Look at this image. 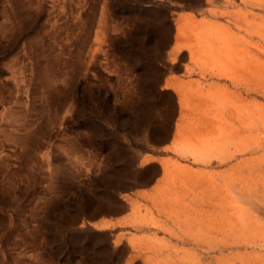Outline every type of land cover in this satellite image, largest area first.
<instances>
[{
  "label": "rangeland",
  "instance_id": "374dc122",
  "mask_svg": "<svg viewBox=\"0 0 264 264\" xmlns=\"http://www.w3.org/2000/svg\"><path fill=\"white\" fill-rule=\"evenodd\" d=\"M208 1L0 0V264H264V72Z\"/></svg>",
  "mask_w": 264,
  "mask_h": 264
},
{
  "label": "bare ground",
  "instance_id": "6f19581e",
  "mask_svg": "<svg viewBox=\"0 0 264 264\" xmlns=\"http://www.w3.org/2000/svg\"><path fill=\"white\" fill-rule=\"evenodd\" d=\"M208 1V0H207ZM214 1V0H213ZM218 1V0H217ZM234 1V0H233ZM205 2H206V0H205ZM209 2V1H208ZM211 2V1H210ZM219 2H220V0H219ZM240 2V1H239ZM204 3V2H203ZM202 3V4H203ZM222 3V2H221ZM236 3V2H235ZM241 4L243 5V8L245 7L246 8V11L248 12L247 14L245 13V15H238L237 17H235V18H232V21H235L236 23H242L243 24V21H244V23H245V27H243L244 28V30L241 28V25L242 24H240V26H239V28H240V30H239V32L240 33H242V34H244V35H242V37H241V39H243V43H241L242 44V46H243V50H242V53H241V58L238 60V64H237V62H236V64H235V66H236V70H238V75H239V81H240V83L238 84L239 86V88H240V90H241V92L240 93H237L236 95H238L239 97L241 96L242 97V95L244 94L246 97H250V95L251 94H253L254 93V95H256V96H258V95H262L263 96V93H262V90H261V88H262V86H261V81H260V77H261V74L264 72V23H263V20H264V18H263V13H264V0H241ZM220 5V4H219ZM239 6V5H238ZM223 7V6H222ZM233 8V7H232ZM232 8H230V9H232ZM244 8V9H245ZM254 10H256L257 11V14L256 13H253V11ZM206 14V13H205ZM208 15V14H207ZM240 16H242V17H240ZM208 18V17H207ZM191 19V18H190ZM204 20V19H203ZM194 21H196V20H194ZM192 22V21H191ZM191 22H189V24L191 23ZM204 22H205V20H204ZM197 23V22H196ZM198 23H199V21H198ZM197 23V24H198ZM210 24H212V22H209ZM215 23V22H214ZM213 23V24H214ZM193 24H195V22H193ZM206 24V23H205ZM204 24V25H205ZM230 24V23H229ZM196 25V24H195ZM200 25H201V23H200ZM227 25V24H226ZM225 25V26H226ZM203 26V25H202ZM208 26V25H207ZM215 26H216V24H215ZM228 26V25H227ZM243 26V25H242ZM181 27H184V25L182 24V26ZM187 28H188V26H186ZM192 27V26H191ZM218 27V26H217ZM200 28V27H199ZM215 28V27H214ZM221 28V27H220ZM247 30H246V29ZM182 29V28H181ZM188 29H190V26H189V28ZM203 29V28H202ZM211 29V28H210ZM217 29H219V28H216V31H217ZM230 29V28H229ZM186 30V29H185ZM207 30H209V29H207ZM220 30H223V29H220ZM226 30V29H225ZM246 30V31H245ZM187 31V30H186ZM198 32L199 31V29L198 30H195V32ZM201 31V30H200ZM199 31V32H200ZM215 31V32H216ZM193 32H194V30H193ZM204 32H206V30L204 31ZM208 32H210V31H208ZM220 32V31H219ZM211 33V32H210ZM212 33H213V31H212ZM211 33V34H212ZM188 34H189V32H188ZM188 34H186V35H188ZM198 34V33H197ZM202 34V33H201ZM200 34V35H201ZM206 34H208V33H206ZM230 34V33H229ZM185 35V39H186V37H188V36H186ZM200 35L198 34V36L200 37ZM236 35V34H235ZM238 35H240V34H238ZM206 36V35H205ZM245 36H250V37H252V42H249L248 40H246L245 39ZM184 37V36H183ZM193 37V36H192ZM196 36H194L193 38H195ZM198 37V38H199ZM202 37V36H201ZM207 37V36H206ZM211 37H213V36H211ZM203 38V37H202ZM210 38V37H209ZM189 39V38H188ZM197 38H195V40H196ZM204 39V38H203ZM234 39V38H233ZM236 39V38H235ZM201 40V39H200ZM200 40H199V44L200 43H202V42H200ZM208 40V39H207ZM212 40V39H211ZM210 40V41H211ZM215 40V39H214ZM237 40V39H236ZM187 41V40H186ZM190 41H191V39H190ZM192 41H194V40H192ZM203 41V40H202ZM210 41H209V43H210ZM206 41H204V43H205ZM236 42V41H235ZM238 42V45H239V41H237ZM186 43H188V41L186 42ZM206 43H208V41L206 42ZM196 45H198V43L196 44ZM239 46H241V45H239ZM206 47V46H205ZM208 47V46H207ZM209 47H211V46H209ZM238 47V46H237ZM207 49V48H206ZM213 49V48H212ZM202 50V49H201ZM210 50V49H209ZM202 53H204V52H202ZM201 53V54H202ZM203 56V55H202ZM201 56V57H202ZM200 59V58H199ZM204 59V58H203ZM215 59V58H214ZM206 62V61H205ZM199 63V62H198ZM209 72V71H208ZM213 72V71H212ZM217 77V76H216ZM224 77V76H223ZM223 79V78H222ZM221 79V80H222ZM225 80V79H224ZM251 80H253V82L256 84L255 86H254V88H252L251 87ZM212 82V81H211ZM223 82V81H222ZM236 82V81H235ZM213 83H215V82H213ZM228 83V82H227ZM229 84V83H228ZM205 85V84H204ZM203 85V86H204ZM222 85V84H221ZM224 85H225V83H224ZM227 85V84H226ZM230 85H231V83H230ZM229 85V86H230ZM233 85V84H232ZM232 85L230 86V87H232ZM208 86V85H207ZM235 86H237V85H235ZM235 86H233V88L235 89ZM213 87V86H212ZM227 87V86H226ZM242 87V88H241ZM222 88V87H221ZM212 89V88H211ZM204 90V89H203ZM206 90V89H205ZM236 90V89H235ZM234 90V91H235ZM239 90V91H240ZM208 91V90H207ZM264 91V90H263ZM244 96V97H245ZM255 96V97H256ZM242 98V100H241V102H243L242 103V107H240V106H236V105H233L232 103H227V104H222L223 105V107L221 106V108H224V113L223 114H225L226 116H225V118L226 119H228V121L229 122H232L233 124H234V122H235V124L236 125H238L237 126V128H238V131L240 132V130L241 131H245V130H247V124H246V122H248L250 125H253L252 123H255V125H256V127H255V129L257 130V132L258 133H260L261 132V130H260V125H261V123H262V121H261V112H259V114L256 112H254V110H261L260 109V106L256 103V106L255 107H250L249 106V104L251 103V102H253L254 103V101L252 100L251 102H248V100L246 99L245 100V98ZM208 99V98H207ZM210 99H212V98H210ZM209 99V100H210ZM229 99V98H228ZM260 99V98H259ZM258 99V100H259ZM232 100V99H231ZM238 100V99H237ZM213 101V100H212ZM260 101V100H259ZM204 102V101H203ZM206 102V101H205ZM245 102V103H244ZM222 103V102H221ZM205 106V105H204ZM209 108V107H208ZM250 108H251V110H250ZM200 109H202V108H200ZM193 110V109H192ZM195 115H196V113H195ZM205 116V115H204ZM195 117V116H194ZM215 117V116H214ZM196 118V117H195ZM199 118H202V117H199ZM204 118V117H203ZM193 120H195V119H193ZM199 120V119H198ZM203 120V119H202ZM199 122V121H198ZM209 122V121H208ZM226 122V121H225ZM251 122V123H250ZM203 123H204V121H203ZM205 124H207V123H205ZM223 124V123H222ZM216 126V125H215ZM214 126V127H215ZM223 126H225V125H223ZM230 127V126H229ZM235 127V126H234ZM250 127H252V126H250ZM241 128V129H240ZM253 128V127H252ZM225 129V128H224ZM218 130V129H217ZM227 130H228V128H227ZM253 130V129H252ZM219 131H221L220 129H219ZM226 132V131H225ZM235 133H236V131H235ZM234 133V134H235ZM233 134V133H232ZM237 134V133H236ZM248 134V133H247ZM228 135V134H227ZM242 135V134H241ZM215 136V135H214ZM235 137V136H234ZM237 137V136H236ZM235 137V138H236ZM227 138V137H226ZM230 138H231V136H230ZM238 138H240V137H238ZM256 138V137H255ZM218 139V138H217ZM219 140V139H218ZM224 140V139H223ZM226 140V139H225ZM229 140V139H228ZM214 143H216V142H214ZM222 143V142H221ZM241 143V142H240ZM233 144V143H232ZM218 145V144H217ZM216 145V146H217ZM229 145L231 146V143L230 144H228V146L226 145V147H229ZM212 146V145H211ZM214 147V146H213ZM226 147H224V149L226 148ZM212 148V147H211ZM229 148H231V147H229ZM244 149H246V148H244ZM221 150V149H220ZM239 151H241V150H239ZM244 151H246V150H243V152ZM222 152V151H221ZM224 152V151H223ZM238 153V152H237ZM239 154V153H238ZM225 154H223V156H224ZM233 155V154H232ZM235 155V154H234ZM222 156V155H221ZM236 156V155H235ZM241 156V155H240ZM232 157H234V156H232ZM231 157V158H232ZM224 158V157H223ZM222 157H221V159H223ZM224 162V161H223ZM262 182V184H263V181H261ZM228 184H229V182H228ZM239 185V184H238ZM257 185H259V184H257ZM223 187V186H222ZM234 188V187H233ZM232 188V189H233ZM246 188V187H245ZM231 189V190H232ZM235 191V190H234ZM224 192H225V190H224ZM246 192H247V190H246ZM254 192V191H253ZM210 193H211V191H210ZM235 193V192H234ZM172 194V193H171ZM236 195H237V193H235ZM235 194H234V196H235ZM243 194V193H242ZM212 195V194H211ZM240 195V194H239ZM239 195H237V196H239ZM210 196V195H209ZM216 196V195H215ZM233 196V197H234ZM241 196V195H240ZM244 196V195H243ZM247 197V196H246ZM252 197V196H251ZM235 198V197H234ZM210 199V198H209ZM226 199V198H225ZM244 199V198H243ZM250 199V198H249ZM245 200V199H244ZM229 201V200H228ZM227 201V202H228ZM235 201V200H234ZM234 201H233V204H234ZM207 202V201H206ZM237 202H238V200H237ZM240 202H242V201H240ZM245 202V201H244ZM244 202H242V203H240V204H243ZM252 201H250L249 203H251ZM254 202V201H253ZM230 203H232V202H230ZM245 204V203H244ZM228 205V204H227ZM231 206V205H230ZM253 206V205H252ZM198 207V206H197ZM217 207V206H216ZM250 207V206H249ZM254 208H256V207H254ZM256 210H258L257 208H256ZM255 210V211H256ZM194 211V210H193ZM209 211H210V209H209ZM236 211V210H235ZM206 212V211H205ZM202 213V212H201ZM208 213V212H207ZM228 213V212H227ZM230 213V212H229ZM209 214V213H208ZM232 214H233V212H232ZM237 214V213H236ZM204 215V214H203ZM244 215H245V213H244ZM235 216V215H234ZM209 217V216H208ZM199 218H200V216H199ZM204 218L206 219L207 217H205L204 216ZM238 218V217H237ZM236 218V219H237ZM205 219H203V220H205ZM232 219V218H231ZM230 219V220H231ZM239 219H241L242 220V218H239ZM228 220V219H227ZM234 221H235V219H234ZM237 221V220H236ZM252 221V220H251ZM250 221V222H251ZM194 222V221H193ZM202 222V221H201ZM217 222V221H216ZM247 222V221H246ZM198 223V222H197ZM204 223V222H203ZM220 223V222H219ZM240 223V222H239ZM221 224V223H220ZM209 225H210V223H209ZM216 225V224H215ZM242 226H243V224H241ZM240 225V226H241ZM192 226H193V224H192ZM197 226V225H196ZM202 226H204V225H202ZM213 226H214V224H213ZM217 226V225H216ZM221 226V225H220ZM241 226V227H242ZM205 227V226H204ZM208 227V226H207ZM225 227V226H224ZM232 227V226H231ZM214 228V227H213ZM217 228H219V227H217ZM194 230H196V228L194 227L193 228ZM192 229V230H193ZM207 229H210L209 227L207 228ZM226 229H228V228H226ZM238 229V228H237ZM204 230V229H203ZM213 230V229H212ZM214 230H216V229H214ZM201 231V230H200ZM210 231V230H209ZM244 231V230H243ZM207 232V231H206ZM214 233V232H213ZM212 234V233H211ZM215 236V235H214ZM211 237V236H210ZM212 238V237H211ZM216 238V237H215ZM184 241V240H183ZM192 241V240H191ZM209 240H207V242H208ZM188 242V241H187ZM203 243V242H202ZM211 243V242H210ZM222 243H224V242H222ZM204 244V243H203ZM221 244V243H220ZM219 244V245H220ZM207 245V244H206ZM212 246V245H211ZM214 246V245H213ZM223 246V245H222ZM221 249L223 248V247H220ZM225 248V247H224ZM256 248V247H255ZM201 249V248H200ZM212 249V248H211ZM196 251V250H195ZM209 251V250H208ZM219 251H221V250H219ZM218 250H217V252H219ZM223 251V250H222ZM221 251V252H222ZM199 252V251H198ZM260 252V251H259ZM213 253H214V251H213ZM206 255V254H205ZM212 257V256H211ZM196 258V257H195ZM220 258V257H219ZM218 258V259H219ZM221 261V260H220ZM201 263V262H200ZM224 264H227V263H224Z\"/></svg>",
  "mask_w": 264,
  "mask_h": 264
}]
</instances>
